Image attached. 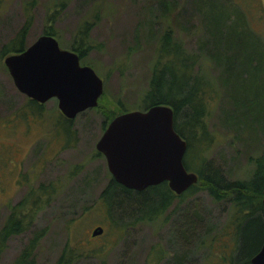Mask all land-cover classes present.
I'll list each match as a JSON object with an SVG mask.
<instances>
[{"label": "rangeland", "instance_id": "obj_1", "mask_svg": "<svg viewBox=\"0 0 264 264\" xmlns=\"http://www.w3.org/2000/svg\"><path fill=\"white\" fill-rule=\"evenodd\" d=\"M54 1L61 0H37L25 46L41 34ZM179 1L185 7L178 8L182 15L171 23L185 48L199 53V15L190 1ZM237 1L244 6L256 31L264 35V0ZM96 10L98 16L89 36L93 45L86 51L85 61L102 78L103 92L96 106L72 119L76 138L67 144L56 140L51 132L59 111L54 97L44 101L42 118L31 116L24 121L15 117L14 109L23 104L26 96L16 89L0 58V225L8 212L7 205L21 199L30 187L47 181L58 185L54 196L37 212L31 229L7 240L0 264H10L36 227H45L46 233L37 246L35 264H54L66 242L70 246L83 242L84 249L95 253L74 264H100L99 255L106 264H143L153 246L167 251L174 246L170 242V223L143 222L116 232L97 199L109 172L105 157L97 153L94 145L103 123L108 124L123 108L141 109L140 96L149 87L162 26L158 25L156 0H65L53 23L61 48L69 47L77 24ZM23 21L20 0L0 1V46L15 36ZM202 55L200 71L216 83L207 116L215 141L209 155L226 172L232 170L230 177H248L254 168L250 157L264 152V130L257 125L225 123L223 110L232 106L221 83V67L206 53ZM188 200L190 205L199 204L207 222L226 221L228 211L214 202L208 191L200 190ZM95 225H101L103 232L91 236ZM207 246L194 253L200 264H210L213 257L216 260L213 253L208 254Z\"/></svg>", "mask_w": 264, "mask_h": 264}, {"label": "trees", "instance_id": "obj_2", "mask_svg": "<svg viewBox=\"0 0 264 264\" xmlns=\"http://www.w3.org/2000/svg\"><path fill=\"white\" fill-rule=\"evenodd\" d=\"M20 1L24 11L23 24L14 37L0 46V58L26 47L25 37L32 24V10L37 0ZM188 1L200 18L198 49L201 51L189 52L171 23L182 15L178 8L185 6L179 5V0H156L158 25L162 24L159 47L149 87L140 96L139 106L146 109L165 103L174 108L175 130L188 142L184 165L189 171L196 172L199 180L177 194L166 180L143 190H133L112 179L109 173L97 199L116 232H124L129 226L143 222L160 221L173 226L172 250L153 246L143 264H200L194 253L207 244L208 254L213 253L216 257L210 264H251V258L264 239V152L250 157L254 168L248 177H230L228 174L232 170L226 172L209 155L215 141L214 133L208 129L207 116L215 82L209 81L200 71V60L203 52L221 67V83L232 106L223 110L225 123L257 125L264 130V35L256 31L244 6L237 0ZM64 3L65 0L52 3L41 31L54 35L57 41L58 33L53 23ZM97 16L96 10L90 17H84L68 43V49L77 52L82 64H86V51L93 45L89 36ZM43 112L44 102L26 96L13 114L17 119L27 121L31 116L42 118ZM53 124L52 135L64 145L76 138L72 119L59 111ZM105 126L103 123V128ZM57 188L52 181L40 182L36 187H30L21 199L7 205L8 212L0 225V255L10 237L31 229L37 212L54 196ZM200 190L208 191L214 202L225 207L228 211L226 221L220 224L212 220L207 222L199 204L190 205L188 198L195 197ZM45 233V227L32 229L10 264H35L36 249ZM83 247V242L76 241L71 246L66 242L54 264H74L83 256L95 254ZM99 260L100 264H106L102 255Z\"/></svg>", "mask_w": 264, "mask_h": 264}, {"label": "water", "instance_id": "obj_3", "mask_svg": "<svg viewBox=\"0 0 264 264\" xmlns=\"http://www.w3.org/2000/svg\"><path fill=\"white\" fill-rule=\"evenodd\" d=\"M3 63L18 91L40 103L54 97L59 112L69 119L96 106L103 92V80L93 67L80 63L75 50L61 48L52 34H39L24 49L6 54ZM94 146L105 157L112 179L133 190L166 180L181 194L199 180L184 165L188 142L175 130L170 104L113 116ZM262 196L264 218V189ZM102 232L103 227L95 225L90 234ZM250 262L264 264V239Z\"/></svg>", "mask_w": 264, "mask_h": 264}, {"label": "flooded vegetation", "instance_id": "obj_4", "mask_svg": "<svg viewBox=\"0 0 264 264\" xmlns=\"http://www.w3.org/2000/svg\"><path fill=\"white\" fill-rule=\"evenodd\" d=\"M106 125H107V124H106ZM105 127H106V126H105ZM105 127H104V128H105ZM104 128H103V129H104ZM102 131H103V130H102ZM97 153H99V152L97 151ZM99 154H101V153H99ZM101 155H102V154H101ZM105 163H106V162H105ZM107 169H108V168H107ZM108 172H109V171H108Z\"/></svg>", "mask_w": 264, "mask_h": 264}]
</instances>
